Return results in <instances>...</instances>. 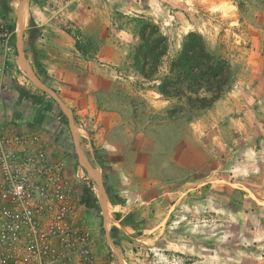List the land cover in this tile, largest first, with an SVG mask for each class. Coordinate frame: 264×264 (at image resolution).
Segmentation results:
<instances>
[{
  "label": "rangeland",
  "instance_id": "rangeland-1",
  "mask_svg": "<svg viewBox=\"0 0 264 264\" xmlns=\"http://www.w3.org/2000/svg\"><path fill=\"white\" fill-rule=\"evenodd\" d=\"M7 1L0 134L35 140L20 172L40 189L0 216V264H264V0H27L21 35L25 0ZM145 21L169 38L159 78L191 31L230 62L219 101L169 115L179 101L133 67Z\"/></svg>",
  "mask_w": 264,
  "mask_h": 264
},
{
  "label": "trees",
  "instance_id": "trees-1",
  "mask_svg": "<svg viewBox=\"0 0 264 264\" xmlns=\"http://www.w3.org/2000/svg\"><path fill=\"white\" fill-rule=\"evenodd\" d=\"M3 2L8 1L3 0ZM5 12V16L11 19L10 26L14 29V18L11 17L9 10ZM139 36L141 41L133 54V67L144 79L158 80L156 89L162 96L179 101L177 106L169 110L170 116L177 115L179 106L189 111L209 108L219 101L229 88L232 78L230 62L215 56L200 33L191 31L185 36L180 52L172 59L167 72L161 78L157 75L162 65V58L169 49V38L152 21L143 22ZM77 49L86 57V50L78 45ZM38 66L40 68L36 73L43 79H48L47 70L40 64ZM52 101L54 100L43 105V109L50 110L53 106ZM43 120L44 114H41L37 123L41 124ZM92 184L91 182L90 186L84 189L82 203L87 207L98 206ZM94 190H97L95 182ZM109 195L111 202L117 204L118 201L110 193ZM117 230L115 226L112 228L114 237Z\"/></svg>",
  "mask_w": 264,
  "mask_h": 264
},
{
  "label": "built area",
  "instance_id": "built-area-1",
  "mask_svg": "<svg viewBox=\"0 0 264 264\" xmlns=\"http://www.w3.org/2000/svg\"><path fill=\"white\" fill-rule=\"evenodd\" d=\"M23 137L18 135L10 137L0 134V213L3 214L0 216L16 214L14 210H19L21 205H24L25 209L31 214L34 211L31 202L37 196L40 187L31 179H26L25 176L21 175L20 170L22 168H20V165L24 166L26 164L25 160L29 161L30 157H22V153L31 150L32 143L35 140L32 138L26 139L27 145L22 147L20 144ZM16 143L17 146H15ZM8 228H10V225L6 223L0 227L3 243L6 241V233L10 230Z\"/></svg>",
  "mask_w": 264,
  "mask_h": 264
},
{
  "label": "bare ground",
  "instance_id": "bare-ground-1",
  "mask_svg": "<svg viewBox=\"0 0 264 264\" xmlns=\"http://www.w3.org/2000/svg\"><path fill=\"white\" fill-rule=\"evenodd\" d=\"M28 19V9H27V0H25L23 2V4L19 7V11H18V25H20V29L17 27L19 31V34L21 35V27L23 26L24 28V24L27 22ZM22 28V30H23ZM19 38H21V36H19ZM20 41V39H19ZM21 62L23 65V68L27 71H29V73H31V76L33 78H36V76L34 75L32 69L30 68V65L28 64V62L24 59V57H21ZM79 152L81 155V159L83 161V163L87 166V168L89 169L90 175L93 177V179L95 180V182H97V184L102 188V179H101V172L100 170L94 168L87 160L82 148H80L79 146ZM104 191V189L102 188V192ZM104 193V192H103ZM102 194V193H101ZM104 195V194H103ZM108 201V199H107ZM109 202V201H108Z\"/></svg>",
  "mask_w": 264,
  "mask_h": 264
},
{
  "label": "crops",
  "instance_id": "crops-1",
  "mask_svg": "<svg viewBox=\"0 0 264 264\" xmlns=\"http://www.w3.org/2000/svg\"><path fill=\"white\" fill-rule=\"evenodd\" d=\"M46 68V70H47V72H48V75L49 74H52V71L51 70H53V68L51 67H49L48 65L45 67ZM25 74V73H24ZM26 75V74H25ZM27 76V75H26ZM28 77V76H27Z\"/></svg>",
  "mask_w": 264,
  "mask_h": 264
},
{
  "label": "water",
  "instance_id": "water-1",
  "mask_svg": "<svg viewBox=\"0 0 264 264\" xmlns=\"http://www.w3.org/2000/svg\"><path fill=\"white\" fill-rule=\"evenodd\" d=\"M24 29V28H23ZM22 32H23V30H22ZM45 90V89H44ZM46 92H48L47 90H45ZM49 93V92H48ZM50 94V93H49ZM56 98V97H55ZM58 99V98H57ZM59 101V100H58ZM60 102V101H59Z\"/></svg>",
  "mask_w": 264,
  "mask_h": 264
}]
</instances>
